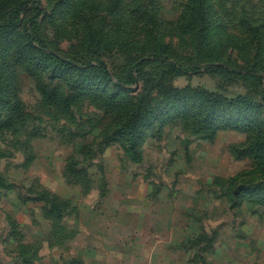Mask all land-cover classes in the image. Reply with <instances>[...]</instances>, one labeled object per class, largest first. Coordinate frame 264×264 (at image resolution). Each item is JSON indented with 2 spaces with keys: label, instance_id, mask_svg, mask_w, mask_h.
<instances>
[{
  "label": "rangeland",
  "instance_id": "rangeland-1",
  "mask_svg": "<svg viewBox=\"0 0 264 264\" xmlns=\"http://www.w3.org/2000/svg\"><path fill=\"white\" fill-rule=\"evenodd\" d=\"M92 247L264 264V0H0V264Z\"/></svg>",
  "mask_w": 264,
  "mask_h": 264
},
{
  "label": "crops",
  "instance_id": "crops-1",
  "mask_svg": "<svg viewBox=\"0 0 264 264\" xmlns=\"http://www.w3.org/2000/svg\"><path fill=\"white\" fill-rule=\"evenodd\" d=\"M105 248H107L108 250L112 249L111 247L110 248L105 247ZM116 259H120V258L114 253H112V255H109L107 258H104L100 256V250H97L95 247H92L90 249H87L86 252L82 256L76 258L75 259L76 261L66 260L67 261L66 264H116ZM129 259L130 258H128V261ZM118 262H120L121 264V261H118Z\"/></svg>",
  "mask_w": 264,
  "mask_h": 264
},
{
  "label": "trees",
  "instance_id": "trees-1",
  "mask_svg": "<svg viewBox=\"0 0 264 264\" xmlns=\"http://www.w3.org/2000/svg\"><path fill=\"white\" fill-rule=\"evenodd\" d=\"M38 45H39L38 48H42L43 50H44V49H47V46H46L43 42H40ZM58 60L61 61V62H62L63 64H65V65H68V64H69L66 60H63V59H60V58H58ZM100 65H101V67L103 68V70H104V72L106 73V75L109 76L110 73H109V71H108V68H107L106 64H105L104 62H101ZM212 67H213V66H207L208 69H210V68H212ZM134 124H135V119H134L133 122H132V125H134Z\"/></svg>",
  "mask_w": 264,
  "mask_h": 264
}]
</instances>
